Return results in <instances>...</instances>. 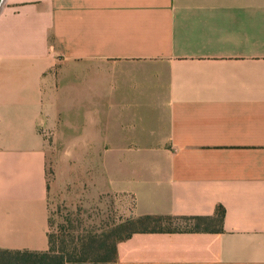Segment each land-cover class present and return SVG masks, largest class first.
Instances as JSON below:
<instances>
[{"label":"crops","instance_id":"crops-1","mask_svg":"<svg viewBox=\"0 0 264 264\" xmlns=\"http://www.w3.org/2000/svg\"><path fill=\"white\" fill-rule=\"evenodd\" d=\"M54 148L134 215L224 208L109 264H264V0H0V248H49Z\"/></svg>","mask_w":264,"mask_h":264},{"label":"rangeland","instance_id":"rangeland-1","mask_svg":"<svg viewBox=\"0 0 264 264\" xmlns=\"http://www.w3.org/2000/svg\"><path fill=\"white\" fill-rule=\"evenodd\" d=\"M52 150L48 163V230L55 239V252L80 243L89 233L99 235L136 216L130 197L97 192L92 167L85 168L70 159L68 149Z\"/></svg>","mask_w":264,"mask_h":264},{"label":"trees","instance_id":"trees-1","mask_svg":"<svg viewBox=\"0 0 264 264\" xmlns=\"http://www.w3.org/2000/svg\"><path fill=\"white\" fill-rule=\"evenodd\" d=\"M224 208L218 207L215 215L140 214L102 231L89 233L80 243L55 252V239L48 230L49 248L44 251L12 250L0 248V264H109L117 258V244L135 232L151 231H220ZM166 222V223H163ZM90 251H93L90 255Z\"/></svg>","mask_w":264,"mask_h":264}]
</instances>
